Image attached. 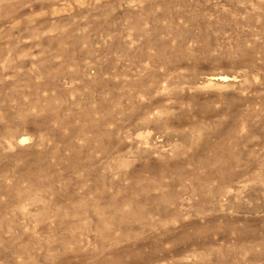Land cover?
Returning <instances> with one entry per match:
<instances>
[{"label": "rangeland", "instance_id": "obj_1", "mask_svg": "<svg viewBox=\"0 0 264 264\" xmlns=\"http://www.w3.org/2000/svg\"><path fill=\"white\" fill-rule=\"evenodd\" d=\"M0 264H264V0H0Z\"/></svg>", "mask_w": 264, "mask_h": 264}, {"label": "bare ground", "instance_id": "obj_2", "mask_svg": "<svg viewBox=\"0 0 264 264\" xmlns=\"http://www.w3.org/2000/svg\"><path fill=\"white\" fill-rule=\"evenodd\" d=\"M225 79V78H224Z\"/></svg>", "mask_w": 264, "mask_h": 264}]
</instances>
